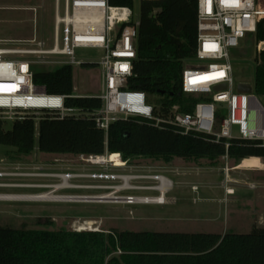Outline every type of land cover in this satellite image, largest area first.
Listing matches in <instances>:
<instances>
[{
    "label": "trees",
    "instance_id": "obj_1",
    "mask_svg": "<svg viewBox=\"0 0 264 264\" xmlns=\"http://www.w3.org/2000/svg\"><path fill=\"white\" fill-rule=\"evenodd\" d=\"M109 4L132 8L140 19L137 57L128 88L144 92L157 115L167 116L175 105L181 112L191 113L196 103L205 100L182 91L183 70L197 49V0H109ZM253 40L256 46L264 42V19L258 22L256 33L244 40L247 53ZM33 71L34 82L44 85L49 93L74 95L72 66L54 70L35 66ZM254 93L264 97V50L256 57ZM66 106L94 112L102 107V101L69 98ZM0 146L15 150L17 157L30 156L35 149L73 156L120 154L127 164L138 158L165 164L174 159L208 160L212 167L225 157L237 162L264 161L260 142L233 140L227 148L224 140L215 143L202 135H181L139 119L116 121L106 133L92 119H60L50 113L40 116L38 123L35 116H27L9 129L0 119ZM0 264H264V228L255 225L247 234L221 235L0 227Z\"/></svg>",
    "mask_w": 264,
    "mask_h": 264
},
{
    "label": "built area",
    "instance_id": "obj_2",
    "mask_svg": "<svg viewBox=\"0 0 264 264\" xmlns=\"http://www.w3.org/2000/svg\"><path fill=\"white\" fill-rule=\"evenodd\" d=\"M261 19H264V6L257 0H197V49L195 57L183 70L182 91L205 100L196 103L191 113H183L175 105L167 116H160L144 92L128 88L137 57L135 43L140 26L137 11L112 6L109 0H55L53 44L49 49L41 41L37 48L0 46V119L14 123L35 116L38 122L39 117L47 113L60 119L89 118L106 133L116 121L139 119L152 127L181 135H202L215 143L224 140L227 148L233 140L260 142L264 146V126L261 124L264 107L254 93V85H251L250 94L238 93L240 82L236 81L233 69V51L240 48L249 34L256 33ZM257 48L259 52L264 50V42L257 44ZM78 49L98 50L104 55L99 60H83L76 56ZM86 64L101 68L103 84L98 96L52 94L44 85L34 82L35 66ZM217 87L221 88L216 90ZM78 97L100 99L102 107L85 112L66 106L69 98ZM217 104L226 106L225 117H221V112L216 109ZM235 128L237 135H234ZM117 155L121 164H126L121 155ZM108 156L81 157L91 165H102L97 159L102 157L108 161ZM109 164L116 167L115 163ZM25 176L28 174L0 172V178ZM98 177L156 181V185H135L127 189L157 193L154 196L110 193L114 200H123L129 205H160V198L166 196L170 186L172 188V183L158 174ZM11 187L28 188L19 184H0L1 189ZM249 187L256 189L253 184Z\"/></svg>",
    "mask_w": 264,
    "mask_h": 264
},
{
    "label": "rangeland",
    "instance_id": "obj_3",
    "mask_svg": "<svg viewBox=\"0 0 264 264\" xmlns=\"http://www.w3.org/2000/svg\"><path fill=\"white\" fill-rule=\"evenodd\" d=\"M257 2L264 6V0ZM54 26L55 0H0V46L37 48V43L41 41L49 49L53 44ZM234 52L236 81L254 85L256 57L259 53L255 41H252L250 53H247L244 42ZM103 55L98 50H76V56L83 60H99ZM56 67L49 65L43 68L54 70ZM73 74L74 95L101 94L103 80L100 67L73 66ZM259 99L264 107V97ZM216 109L221 112V117L226 116L225 105L217 104ZM262 114L261 124L264 126V112ZM5 122L6 128H11L12 122ZM234 135H237L236 128ZM15 157V150L0 146V172H22L28 176L2 177L0 184H19L28 188H0L1 196L48 194L53 199L97 197L117 191V188L111 187L124 186L123 178L113 176L138 174L163 175L172 183V188L166 194L164 205H129L123 200L114 199L103 203L93 199H86V202H61L65 199L60 202L0 200V227L224 235L247 234L256 225L258 201L255 190L260 184L256 171L258 168L264 169V161L259 158L256 166H250L245 160L237 162L228 158L220 159L216 167H212L208 160L189 162L174 159L165 164L138 158L130 164L115 163L116 167H113L109 159V163L91 165L81 156L45 154L37 149L30 156ZM64 175L73 176L69 181L73 188L55 191L54 187L63 184V180L56 176ZM98 175L113 178L100 179ZM155 182L134 180L130 181V186L156 185ZM250 184L255 185L256 189H251ZM228 190H232V195L228 194ZM116 195L154 196L157 193L122 190Z\"/></svg>",
    "mask_w": 264,
    "mask_h": 264
},
{
    "label": "bare ground",
    "instance_id": "obj_4",
    "mask_svg": "<svg viewBox=\"0 0 264 264\" xmlns=\"http://www.w3.org/2000/svg\"><path fill=\"white\" fill-rule=\"evenodd\" d=\"M110 156V158H109ZM108 159L111 161V163H121V161L118 158L117 154H113V155H109ZM97 162L99 164H105L107 162V159L99 157L97 159ZM247 162L249 165L251 164V162L245 161ZM59 178H61L63 180V184L54 187L55 191L61 190V189H65V188H73L70 185V179L73 178V176H68V175H64V176H57ZM124 181V186L121 187H117V191H122V190H127L130 188V178H123L122 179ZM171 189V186H170ZM54 191V193H55ZM164 193V192H163ZM232 190H228V194H232ZM52 194V193H51ZM61 199H65L64 201L61 202H77V201H83L86 202V199H93V200H97L99 203H103L106 202L105 200H113L115 199L114 197H112V194H107V195H103V196H97V197H56V198H51L49 197L48 194H39L37 196H1L0 195V200H4V201H32V202H39V201H47L50 200L49 202H60ZM160 205H164L166 204V196H162L160 198ZM89 223V222H88ZM86 224V223H85ZM91 224V223H90ZM83 229V228H82ZM80 230V229H79Z\"/></svg>",
    "mask_w": 264,
    "mask_h": 264
},
{
    "label": "crops",
    "instance_id": "obj_5",
    "mask_svg": "<svg viewBox=\"0 0 264 264\" xmlns=\"http://www.w3.org/2000/svg\"><path fill=\"white\" fill-rule=\"evenodd\" d=\"M257 159H246L245 161L251 162L250 166H256ZM256 173H258L260 184L258 185V189L255 190L257 191L255 198L256 201H258V205L256 206V212H255L256 213L255 223L256 226L260 228H264V169L258 168Z\"/></svg>",
    "mask_w": 264,
    "mask_h": 264
},
{
    "label": "water",
    "instance_id": "obj_6",
    "mask_svg": "<svg viewBox=\"0 0 264 264\" xmlns=\"http://www.w3.org/2000/svg\"><path fill=\"white\" fill-rule=\"evenodd\" d=\"M220 88L221 87H217L216 90ZM237 91L238 93H242V94H250L252 92V86L248 83H240L238 84ZM161 94H164V92H162Z\"/></svg>",
    "mask_w": 264,
    "mask_h": 264
}]
</instances>
